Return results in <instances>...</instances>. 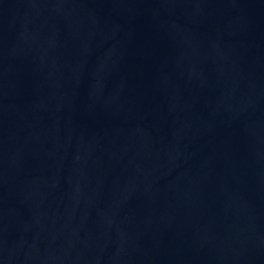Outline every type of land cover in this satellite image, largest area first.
<instances>
[{"label":"water","instance_id":"obj_1","mask_svg":"<svg viewBox=\"0 0 264 264\" xmlns=\"http://www.w3.org/2000/svg\"><path fill=\"white\" fill-rule=\"evenodd\" d=\"M0 264H264V0H0Z\"/></svg>","mask_w":264,"mask_h":264}]
</instances>
